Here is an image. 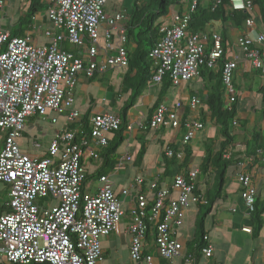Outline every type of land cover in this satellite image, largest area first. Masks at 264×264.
Listing matches in <instances>:
<instances>
[{"label": "built area", "instance_id": "2783aa9c", "mask_svg": "<svg viewBox=\"0 0 264 264\" xmlns=\"http://www.w3.org/2000/svg\"><path fill=\"white\" fill-rule=\"evenodd\" d=\"M8 0H0V12ZM109 0H45L46 18L50 27L43 32L47 41L41 43L31 33L12 37L0 29V184L7 187L8 211L0 213V264H100L103 251L100 238L114 231L124 211L122 201L115 195L108 175L98 178L95 192L84 190L85 168L80 159L99 160V152L108 143L107 134L121 126L118 116L110 112L94 114L89 119L90 133L75 141V131L67 126L78 123L81 113L73 107L77 76L86 72L100 74L110 66L128 63L125 49L126 15L122 10L105 12ZM237 9H251L249 0H234ZM235 3V4H236ZM197 0H189L184 10L172 14L171 25L160 28L161 36L150 50L154 64L150 85H157L168 75L174 86L192 80L199 68H212L223 55L219 33L187 34L190 16ZM245 27H254L252 18ZM102 32L104 44L99 46ZM210 48L206 52V42ZM67 43L79 49L76 54L65 49ZM235 47L252 67L264 76V33L251 38L241 34ZM238 55L221 66L224 107L235 102L233 75ZM198 96H191L187 107L197 109ZM183 103L173 106L160 102L146 120H139L140 130L185 127L181 145H187L200 121L184 118ZM49 113L64 115V125L56 130L49 142L48 156L24 152L17 139L30 117L56 122ZM237 122L233 121V125ZM133 125L127 124L126 130ZM92 145V148L87 146ZM87 149V150H86ZM85 150V151H84ZM163 154L171 159L174 151L165 147ZM183 158L182 151L176 154ZM131 160L129 154L118 155L116 167ZM198 170L175 175L168 185L157 180L145 182L137 175L133 183L121 190L130 197V235L127 264H154L144 251L148 232L153 231V246L164 264H174L182 244L177 234L184 223L185 209L197 202L193 193ZM240 196L249 212L253 209L256 188L249 173L236 176ZM175 194V196H173ZM243 231L250 232L249 228ZM206 246L201 253L206 260L213 247L205 235ZM205 264H208L207 262Z\"/></svg>", "mask_w": 264, "mask_h": 264}, {"label": "crops", "instance_id": "0c3cea01", "mask_svg": "<svg viewBox=\"0 0 264 264\" xmlns=\"http://www.w3.org/2000/svg\"><path fill=\"white\" fill-rule=\"evenodd\" d=\"M144 1L146 0H131V6L128 8L124 4L117 3L116 6L109 8L108 12L122 10L126 13L134 7L135 2L141 4ZM41 4L46 5L45 0H41ZM11 5H31V0H8L5 8L0 12V21L8 18L9 12L15 9ZM185 5L183 4L181 10H184ZM175 9L181 11L178 7ZM45 12L46 9L43 12L36 13L32 19L30 30L24 33H31L41 43L47 41L43 32L50 27ZM24 13H18L16 19L10 17V21L6 24L0 22V29L9 32L11 25L17 22ZM170 22L171 17L164 24H170ZM207 28L218 31L222 37H225L224 59L227 60L233 58L235 54L233 48L238 35L246 34L254 38L258 32H261L257 21H255V26L250 28H245L243 23L235 28L229 23L223 22L211 23ZM99 44L100 47L103 46L102 39ZM64 45L68 51L76 54L79 52L76 47H72L67 43ZM136 45V37L133 32L128 38L127 46L132 51L136 48ZM209 45L210 43L207 42V46ZM236 53L238 54V65L233 75L232 88L233 95L236 98L232 104L235 108V118L231 121L229 128L232 139L229 140L222 155V158L229 165L225 169L223 179H220V197L213 203L210 214L204 220V232L213 247V254L210 259L206 260L201 252L191 251L187 246V243L191 242L194 236L198 212L197 204L191 203L185 209L183 227L177 234L182 249L180 255L173 259L174 264H205L206 262L208 264H264V211L261 213L262 223L258 227L251 212L244 207L240 196V185L236 179V176L242 172L249 173L256 188L255 200L264 202V76L252 67L250 61L245 59L240 51ZM223 60L218 61L209 69L202 65L194 79L170 87L163 98H158L159 87L157 85H149L136 103L128 110L127 124L133 126L132 130L125 129V138L123 144L118 148V155L129 154L131 160L125 162L120 168L114 166L106 169L104 174L108 175L115 195L122 201L121 206L124 214L117 228L109 235L100 238L103 251V260L100 264L128 263L130 235L127 232V226L130 222L129 207L131 199L128 196L123 197L121 190L130 186L137 175H141L145 182L157 179L158 176L162 178V150L168 145H174L178 150L182 149L183 126L179 129L160 127L159 129L140 130L137 127L139 120L149 118L154 107L160 102L173 106L177 101H181L183 103V117L200 121L203 125L200 130L195 132L193 139L189 142L187 150L191 152V155L188 169L200 171L206 145H210L213 153L219 151L220 143L225 138L220 136L217 131L218 126L211 119L206 103L208 96L212 94V88L220 81L217 75L221 70ZM126 73L127 68L114 65L108 67L102 74H96L91 79L86 78L84 74L79 75L74 91L73 106L79 110L82 115L81 118L86 123L94 114L100 112L116 113L118 108L124 104L128 97V94L122 93V82ZM191 96H198L201 99L200 106L195 110L187 107V101ZM223 101H225L224 94ZM48 117H55L56 122L51 123L48 120L52 126L47 146L41 148L35 142V138L29 143H23L21 140L24 134L23 131L17 141L24 152L47 157L50 140L56 130L64 125L63 116L49 113ZM34 119L36 118L30 117L28 121ZM234 120L237 122L236 125L232 124ZM107 138L108 140L112 139V135L108 134ZM255 144L261 145V147L258 146L257 148ZM1 146L2 143L0 148ZM89 147L92 148V145L87 146V149ZM253 150L256 151L253 152ZM81 159L86 170L93 173V176L85 183L84 190L95 192L98 184L96 183L98 179L97 168L100 169L101 162L91 160L87 151L84 152ZM181 160V158L178 159L179 164ZM207 169V174H199L195 180L196 192L201 193L202 196L208 189H215L218 184L215 166L209 165ZM182 173H185L184 170L163 179L159 185H168L175 175ZM0 185V193H5L8 202L7 187L3 184ZM7 202L0 206V213L7 208ZM244 228H249L251 231L249 233L245 232L243 231ZM153 235V231L148 232L147 237L149 240L145 239L144 241V251L153 257L154 264H164L153 246Z\"/></svg>", "mask_w": 264, "mask_h": 264}, {"label": "trees", "instance_id": "16d2710c", "mask_svg": "<svg viewBox=\"0 0 264 264\" xmlns=\"http://www.w3.org/2000/svg\"><path fill=\"white\" fill-rule=\"evenodd\" d=\"M187 1L189 0H146L141 4H137L135 2L134 7L125 13L127 17V21L125 24V49L127 52L128 63L127 65L123 66L127 68V73L122 82V93L128 94V97L124 101V104L120 108H118L116 113L110 112L119 117L121 126L118 130L108 133L112 135V139L108 140L107 146L100 150V159L95 160L96 162H101L100 169L97 168L98 178L106 173V169L113 168L116 165V156L119 154L118 148L123 144L125 138L124 131L127 126V112L136 103L137 99L142 95L146 88L150 85L151 75L154 70V64L149 57V53L155 45L156 41L161 36L160 28L164 25H171V22L170 24H164L166 22L168 10L172 9L173 13L176 12V7L181 10L183 8V4H186ZM250 2L252 5V8L250 10H231L229 9V6L231 5L230 0H197L196 9L191 14V20L189 21L187 26V34L204 32L208 23L216 21L229 23L232 27L238 28L242 25L246 18H252L257 21L258 25H260L261 28L260 31L264 33V0H250ZM46 7V5L41 4V0H31V5L27 6L24 15L21 16L17 20V22L11 25L9 30L10 35L12 37L22 36L25 32L29 31L34 15L38 12H42V9H46ZM133 32L135 33L137 45L136 48L131 51L128 48L127 43L128 38ZM99 36L100 42L101 39L103 40L102 32H100ZM225 41V37H223L224 46ZM203 66L209 69L206 64H204ZM218 73L219 74L217 76L220 78V81L216 84L215 87L212 88V94L208 96L206 104L209 108L211 119L214 120L215 124L218 126L217 131L219 132L220 136L225 138V140L220 143L219 151L215 153L212 152L210 145H206L205 156L201 162L200 171L198 173V175L207 174L208 166H215L216 178L218 179L217 186L215 187V189H208L205 192L204 196H202L201 193L196 192V188L194 187L193 193L197 195L196 204L198 206V212L195 221L194 236L192 241L187 243V246L191 251H194L196 253H200L201 249L206 246V242L203 240V237L205 236L204 220L206 216L210 214L213 203L220 197L221 194L220 179H223L225 175V169L229 165V163L222 158V155L226 146L228 145L229 140L232 139L229 128L231 121L235 118V108H233V106L230 109L224 107L221 71H219ZM80 74H84L86 78L91 79L96 74L100 73L98 71H94L92 76L90 77L86 76L85 71H82ZM79 75L77 76V81ZM157 86L159 87L158 98H163L167 90L170 87H174L168 75H164L161 79V82L157 84ZM61 116L64 117V115ZM70 129L75 131L74 140L79 141L81 137L89 135V121L88 123H86L83 118H81L78 123L66 127V130ZM188 145L189 143L187 145H184L183 150H178L174 145H168L167 147L171 148L174 151V156L171 159L166 158L162 152L161 162L163 172L162 178L158 176L156 179L158 185L163 179L169 178L171 177V175L177 174L183 170L185 173L189 171L188 164L191 152L187 150ZM258 146L261 147V145L255 144V147L258 148ZM179 151H182L183 153V158L180 164L178 163V158L176 155L177 153H179ZM255 151L256 150H253V152ZM80 164L85 168L86 175L83 184V187H85V183L89 181V178L93 176V173H89L86 170L85 165L82 163V159H80ZM96 183H98V179ZM6 211H8V207L3 212ZM263 211L264 202L255 200L253 209L250 212L253 215V219L258 227L262 223L261 213ZM146 240H149L148 237H146Z\"/></svg>", "mask_w": 264, "mask_h": 264}, {"label": "rangeland", "instance_id": "374dc122", "mask_svg": "<svg viewBox=\"0 0 264 264\" xmlns=\"http://www.w3.org/2000/svg\"><path fill=\"white\" fill-rule=\"evenodd\" d=\"M131 0H109L107 5L105 6L104 10L108 13L109 8L116 6L117 3L124 4L126 8L131 6ZM28 5H11V7L15 8L11 12H9L8 18L2 19L0 21L2 24H6L10 21V17L15 18L18 15V13L22 14L26 11ZM45 11V8L42 9V12ZM173 13L172 9L168 10V14L166 17L169 19ZM165 19V18H164ZM15 21V20H14ZM218 30V29H216ZM235 91V90H234ZM60 117V116H58ZM51 126L48 120L36 118L34 120L28 121V119L25 122V128H24V134L21 138L22 142H31L32 139L35 138V142L39 144L41 148L46 147L48 144V138H49V132L51 131ZM3 134L0 132V144L2 143ZM20 140V141H21ZM122 149V148H120ZM1 186V185H0ZM7 202V198L5 196V193H0V206H3ZM192 225V224H191Z\"/></svg>", "mask_w": 264, "mask_h": 264}, {"label": "clouds", "instance_id": "9594fccd", "mask_svg": "<svg viewBox=\"0 0 264 264\" xmlns=\"http://www.w3.org/2000/svg\"><path fill=\"white\" fill-rule=\"evenodd\" d=\"M231 1V5L229 6V9H231V10H245V9H247V8H242V9H237V8H235L234 7V5H238L234 0H230ZM250 1V0H249ZM236 3V4H235ZM188 4V1H187V3H186V5ZM185 5V6H186ZM47 8V7H46ZM185 8V7H184ZM251 8H252V5H251ZM177 11V10H176ZM124 12V11H123ZM125 13V12H124ZM126 15V14H125ZM247 19V18H246ZM126 20H127V17H126ZM254 20V19H253ZM216 22H221V21H216ZM216 22H210V23H208V25L209 24H213V23H216ZM245 23V20H244V22H243V24ZM254 23H255V20H254ZM207 25V26H208ZM207 26H206V28H205V30H204V32H201V33H208V32H210V31H215V30H213V29H211V28H207ZM244 26H245V24H244ZM255 26V25H254ZM246 28V27H245ZM208 29V30H207ZM215 32H217V33H219L220 34V36H221V39H222V46H223V55H222V57L220 58V59H218L216 62H215V64L218 62V61H220V60H223L224 59V57H225V46L223 45V37H222V35H221V33L220 32H218V31H215ZM241 35V34H240ZM244 35H246V34H244ZM239 36V35H238ZM237 36V37H238ZM237 39V38H236ZM236 39H235V42H236ZM208 43H210V41H208ZM211 44V43H210ZM206 45H207V42H206ZM210 48V45L209 46H207V48L205 49V51L207 52L208 51V49ZM234 56H233V58L235 57V55H238L236 52L237 51H239V50H237V48L235 47V43H234ZM241 53V52H240ZM242 54V53H241ZM232 59V58H231ZM227 59H224L223 60V62L224 61H226ZM228 60H230V59H228ZM223 62H222V64H223ZM222 66V65H221ZM221 71V70H220ZM194 79V78H193ZM223 91V90H222ZM235 121V120H234ZM232 124H233V122H232ZM147 130V129H146ZM198 173H199V171H198ZM198 176V175H197ZM197 178V177H196Z\"/></svg>", "mask_w": 264, "mask_h": 264}]
</instances>
